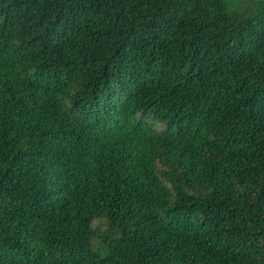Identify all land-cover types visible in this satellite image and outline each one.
Masks as SVG:
<instances>
[{"label":"trees","instance_id":"16d2710c","mask_svg":"<svg viewBox=\"0 0 264 264\" xmlns=\"http://www.w3.org/2000/svg\"><path fill=\"white\" fill-rule=\"evenodd\" d=\"M0 264H264V0H0Z\"/></svg>","mask_w":264,"mask_h":264},{"label":"rangeland","instance_id":"374dc122","mask_svg":"<svg viewBox=\"0 0 264 264\" xmlns=\"http://www.w3.org/2000/svg\"><path fill=\"white\" fill-rule=\"evenodd\" d=\"M242 1H243V0H242ZM93 226H94L95 228H99V229L103 230L104 221H95L94 224H93Z\"/></svg>","mask_w":264,"mask_h":264}]
</instances>
